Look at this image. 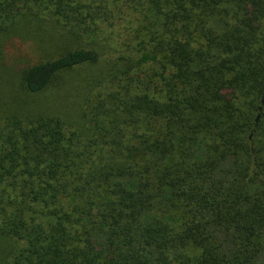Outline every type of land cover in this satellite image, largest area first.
Here are the masks:
<instances>
[{"label": "trees", "instance_id": "1", "mask_svg": "<svg viewBox=\"0 0 264 264\" xmlns=\"http://www.w3.org/2000/svg\"><path fill=\"white\" fill-rule=\"evenodd\" d=\"M0 264H264V0H0Z\"/></svg>", "mask_w": 264, "mask_h": 264}, {"label": "rangeland", "instance_id": "2", "mask_svg": "<svg viewBox=\"0 0 264 264\" xmlns=\"http://www.w3.org/2000/svg\"><path fill=\"white\" fill-rule=\"evenodd\" d=\"M12 86H14L15 85V83H12L11 84ZM35 100V99H34ZM22 102V101H21ZM19 106H21V107H25V108H30V109H32V110H42L43 108H33L32 106H29V105H21V104H19V103H15V104H13V112L15 111V112H28L27 110H25L24 108H21V107H19Z\"/></svg>", "mask_w": 264, "mask_h": 264}]
</instances>
